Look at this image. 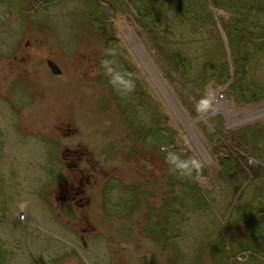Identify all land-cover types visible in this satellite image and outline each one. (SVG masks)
<instances>
[{
    "label": "rangeland",
    "instance_id": "1",
    "mask_svg": "<svg viewBox=\"0 0 264 264\" xmlns=\"http://www.w3.org/2000/svg\"><path fill=\"white\" fill-rule=\"evenodd\" d=\"M150 2L0 0V264H264V0Z\"/></svg>",
    "mask_w": 264,
    "mask_h": 264
},
{
    "label": "clouds",
    "instance_id": "2",
    "mask_svg": "<svg viewBox=\"0 0 264 264\" xmlns=\"http://www.w3.org/2000/svg\"><path fill=\"white\" fill-rule=\"evenodd\" d=\"M106 54L113 57L116 55L113 49H108ZM101 63L105 69V74L109 78V84L119 94L127 95L135 90L133 74L118 65L115 59H105ZM196 110L201 114L215 112V97L211 91L199 99ZM161 151L165 152V160L170 170L181 177H191L194 172H198L201 168V163L197 158L184 159L177 151L166 150L165 148H162ZM236 259L240 264H244L243 256H239Z\"/></svg>",
    "mask_w": 264,
    "mask_h": 264
},
{
    "label": "bare ground",
    "instance_id": "3",
    "mask_svg": "<svg viewBox=\"0 0 264 264\" xmlns=\"http://www.w3.org/2000/svg\"><path fill=\"white\" fill-rule=\"evenodd\" d=\"M136 48H137V47H136ZM137 50L139 51L138 48H137ZM139 53H140V51H139ZM140 55H141V54H140ZM141 56H142V55H141ZM142 58H143V56H142ZM143 60H144V62H145V59H144V58H143ZM145 63H146V62H145ZM174 106L176 107L175 104H174ZM176 109H177V107H176ZM220 109H222V110L224 111V108H223V107L220 108ZM178 113H180L181 117H182L183 119H185V118L183 117V115H182L181 112H178ZM224 113H225V114L227 115V117H228L227 112L224 111ZM263 116H264V102H263L261 105H259L257 108H255V110H254V108H253V109H250V112H249L248 114L242 116L241 118H239L238 122H244V121L251 120V119H257V118H260V117H263ZM229 120H230V119H229ZM183 122H184V124H187V125L190 123L189 121L186 122L185 120H183ZM188 130H189V128H188ZM189 133L191 134V131H189ZM193 136H194L195 140L197 141L195 135H193ZM191 137H192V135H191ZM197 142H198V141H197ZM200 144H201V143H200ZM205 155H206V154H205ZM18 219L21 220V219H24V218H23V216L21 215V216H18Z\"/></svg>",
    "mask_w": 264,
    "mask_h": 264
},
{
    "label": "trees",
    "instance_id": "4",
    "mask_svg": "<svg viewBox=\"0 0 264 264\" xmlns=\"http://www.w3.org/2000/svg\"><path fill=\"white\" fill-rule=\"evenodd\" d=\"M187 1V0H186ZM151 4H152V2H150ZM167 3V0H163V2L162 3H160V4H156L155 6L153 5V7H154V9H152L153 11H155L156 9L158 10V11H160L161 9H160V7L161 6H163V5H165ZM187 4H189V5H187V9H188V12H190V8H189V6H191L190 5V1L189 2H187ZM150 7V6H149ZM248 8L249 9H247V12L245 13V14H248V16H250L252 13H253V11L255 10L254 9V4H253V6H248ZM151 10H149V11H146L147 12V14H146V16H148L150 19H152V16H151V14L149 13ZM193 11H195V9L193 10ZM193 11H191L190 12V14H192V12ZM233 11H235L236 13H239V15H245L244 14V12L242 11V8L241 7H239L238 9H233ZM195 14V13H194ZM194 14H192V15H194ZM156 15H157V17L159 16V14L156 12ZM246 17V16H245ZM193 18H198L197 20H200V17H197V16H195V17H193ZM166 19H169V17H166ZM153 29V28H152ZM108 40V39H107ZM258 55V54H257ZM174 65V64H173ZM174 66H176V65H174ZM236 66V65H235ZM181 67V66H180ZM209 67H210V69H213L214 67H213V65H209ZM225 68V67H224ZM224 68H223V70H224ZM227 69H228V67H227ZM180 70H181V72L182 71H184L182 68H180ZM227 73H228V71L226 70L223 74L224 75H227Z\"/></svg>",
    "mask_w": 264,
    "mask_h": 264
},
{
    "label": "water",
    "instance_id": "5",
    "mask_svg": "<svg viewBox=\"0 0 264 264\" xmlns=\"http://www.w3.org/2000/svg\"><path fill=\"white\" fill-rule=\"evenodd\" d=\"M48 67L50 68L51 72L58 75L60 73L59 69L51 62H48Z\"/></svg>",
    "mask_w": 264,
    "mask_h": 264
}]
</instances>
